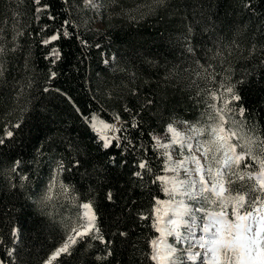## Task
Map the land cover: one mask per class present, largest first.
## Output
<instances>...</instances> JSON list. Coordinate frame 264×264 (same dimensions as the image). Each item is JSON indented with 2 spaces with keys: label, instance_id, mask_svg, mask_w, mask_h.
Listing matches in <instances>:
<instances>
[{
  "label": "trees",
  "instance_id": "obj_1",
  "mask_svg": "<svg viewBox=\"0 0 264 264\" xmlns=\"http://www.w3.org/2000/svg\"><path fill=\"white\" fill-rule=\"evenodd\" d=\"M101 2L107 5L109 0ZM148 4L152 0H119L97 12L85 9L83 0H41L39 5L33 0H0V21H7L0 27L6 29V39L14 34L7 29L17 19L24 33L16 41L19 51L7 57L0 117L14 107L13 83L25 86L31 101L15 139L0 146V260L5 264H43L62 242V221L73 216L76 207L62 197L55 206L41 208L36 203L61 159L72 170L63 172L60 180L75 188L80 201H94L99 226L113 241V255L106 261L96 260L106 249L93 240L79 243L63 264H152L147 258L148 241L157 233L139 213L151 210L154 196L164 199L165 195L152 183L161 161L152 151L149 133L163 135L173 119L194 121L202 108L185 70L192 61L185 51L186 37L201 63L207 62L204 52L217 40L232 48L223 66L219 61L213 64L217 72L230 64L232 81H243L237 89L247 122L264 135V0H164L151 11ZM138 6L140 11L133 12ZM122 9L137 19L121 14ZM66 20L70 23L64 24ZM65 30L71 35L43 43L54 32ZM53 47L60 53L55 64L51 62L55 57L49 56ZM173 69L177 74L165 79ZM51 72L56 73L54 78ZM149 99L153 104L146 106ZM81 113H97L108 122L119 114L128 122L124 135L135 150L103 149ZM133 116L142 121L141 128L130 127ZM2 130L0 124V134ZM110 157L116 158V164ZM140 159H148L154 170L143 174V179L133 176L141 171L136 167ZM15 160L22 164L11 172ZM74 160H80L78 168L73 167ZM109 191L112 201L107 199ZM14 227L20 229L18 238L12 236ZM120 231L128 236L113 235Z\"/></svg>",
  "mask_w": 264,
  "mask_h": 264
},
{
  "label": "snow or ice",
  "instance_id": "obj_2",
  "mask_svg": "<svg viewBox=\"0 0 264 264\" xmlns=\"http://www.w3.org/2000/svg\"><path fill=\"white\" fill-rule=\"evenodd\" d=\"M33 2L39 5L41 0ZM163 2L152 0V4L146 6L151 11ZM117 4L119 0H109L107 5L101 0H83L85 9L97 12ZM41 10L38 8L36 11ZM132 11L139 12L140 7ZM121 14L137 19L123 9ZM6 23V20L0 21V24ZM69 23L64 21V24ZM7 31L14 33L11 39H6V29L0 27V84L7 83V57L19 51L16 41L24 34L18 19ZM189 32H192L191 27ZM70 35L67 30L62 33L57 31L43 43L49 45L61 36ZM185 40V51L192 57L191 65L185 69L192 77L189 87L196 88L197 104L202 108L199 118L194 121L173 119L165 125L163 135L149 133L152 151L161 161L159 173H154L148 159H140L136 164L141 171L134 172L133 176L143 179V174L154 173L152 183L159 185L167 197L161 199L154 196L151 210L139 213L141 220L151 221V227L157 233L148 241L150 251L147 258L152 264H186V261L196 260L199 264H264V135L258 134L255 127L247 122V109L241 103L242 96L237 89L243 81H232L230 64L222 72H217L213 64V61H219L223 66L233 54L232 48L217 40L213 48L204 52L207 62L201 63L195 45L187 37ZM49 56L55 57L51 61L53 64L60 59L55 47ZM104 63L107 64L108 60ZM175 74L173 69L165 79ZM55 76V72L50 73V78ZM27 87H31V82ZM12 90L14 107L0 117V124H3L0 146L15 139L31 103L25 86L18 81L12 84ZM48 90L44 89L45 92ZM133 94H136L135 91ZM152 104L151 99L147 100L146 106ZM76 111L80 112V109L76 108ZM125 111L130 109L125 108ZM81 115L96 133V140L103 149L135 150L132 141L124 135L128 122L123 121L119 114L113 115V122L105 121L97 113ZM130 127L139 129L142 121L133 116ZM109 159L116 164L115 157ZM80 163V160H74L73 167L78 168ZM21 164L22 161L15 160L10 171L16 172ZM71 170L62 159L58 161L48 185L36 201L41 208H45L55 206L62 197L77 209L73 216L63 219L65 234L62 242L49 253L43 264H63V258L72 256L76 246L83 241L94 240L105 246V255L97 256V261H106L113 255V241L105 237L99 226L94 201H80L75 188L60 180L63 172ZM21 178L28 179L27 176ZM107 199L112 201L111 191L107 193ZM19 232L20 229L14 227L12 236L18 238ZM113 235L127 237L128 233L120 231ZM169 237L173 238L172 242H169ZM182 244L187 247H177ZM197 247L201 251L193 253L192 249ZM13 252L14 249L9 250L8 256L12 257ZM0 264L5 262L0 260Z\"/></svg>",
  "mask_w": 264,
  "mask_h": 264
},
{
  "label": "rangeland",
  "instance_id": "obj_3",
  "mask_svg": "<svg viewBox=\"0 0 264 264\" xmlns=\"http://www.w3.org/2000/svg\"><path fill=\"white\" fill-rule=\"evenodd\" d=\"M93 10H94V9H93ZM95 11H96V10H95ZM93 13H95V12L93 11ZM93 18H96V15H94V16L92 17V19H93ZM95 22H96V23H95V26L98 25L97 20H96ZM180 127L183 128L182 125H180ZM178 198H179V197H178ZM164 199H167V197L165 196ZM199 234H200V233H197V235H199ZM172 240H173V238L169 237V242H172ZM177 247H187V245H186V244H182V245H177ZM197 251H201V250H200L198 247L192 249V252H193V253H195V252H197ZM186 264H199V260H196V261H186Z\"/></svg>",
  "mask_w": 264,
  "mask_h": 264
}]
</instances>
